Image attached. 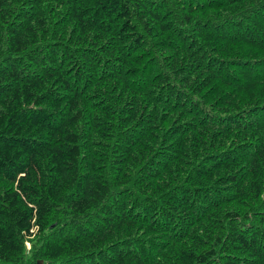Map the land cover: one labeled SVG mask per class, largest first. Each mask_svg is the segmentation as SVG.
Returning <instances> with one entry per match:
<instances>
[{"label": "trees", "instance_id": "trees-1", "mask_svg": "<svg viewBox=\"0 0 264 264\" xmlns=\"http://www.w3.org/2000/svg\"><path fill=\"white\" fill-rule=\"evenodd\" d=\"M0 264H264V0H0Z\"/></svg>", "mask_w": 264, "mask_h": 264}, {"label": "rangeland", "instance_id": "rangeland-1", "mask_svg": "<svg viewBox=\"0 0 264 264\" xmlns=\"http://www.w3.org/2000/svg\"><path fill=\"white\" fill-rule=\"evenodd\" d=\"M26 246H27V248H28V247H29V243H27V245H26Z\"/></svg>", "mask_w": 264, "mask_h": 264}]
</instances>
